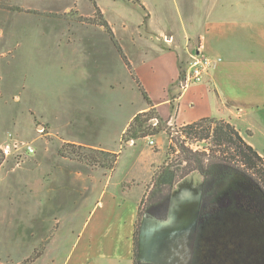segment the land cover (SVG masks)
<instances>
[{
	"label": "rangeland",
	"instance_id": "1",
	"mask_svg": "<svg viewBox=\"0 0 264 264\" xmlns=\"http://www.w3.org/2000/svg\"><path fill=\"white\" fill-rule=\"evenodd\" d=\"M95 1L101 14L92 0H0V145L35 147L34 154L5 157L0 166V264H52L51 256L60 262L73 248L93 206V172L101 166L63 156L62 146L110 139L148 111L141 110L149 105L133 63L139 65L158 42L149 33L150 11L169 15L181 30L187 2L202 0ZM192 46L191 55L186 46L177 48L186 72L196 53ZM173 105H162V112L175 114ZM188 113L183 109L181 120ZM169 131L149 139L159 136L166 154L161 165L171 166L180 180L188 167L184 149L209 153L211 143L184 125H169ZM121 142H128L123 135ZM186 177L176 184L172 203L184 213L197 205L194 185L202 175L194 170ZM149 197L148 190L138 208V230Z\"/></svg>",
	"mask_w": 264,
	"mask_h": 264
},
{
	"label": "crops",
	"instance_id": "2",
	"mask_svg": "<svg viewBox=\"0 0 264 264\" xmlns=\"http://www.w3.org/2000/svg\"><path fill=\"white\" fill-rule=\"evenodd\" d=\"M181 18L180 30L169 15L157 17L150 11L149 33L158 42L154 50L143 53L139 65L133 63L159 116L170 126L204 117L224 119L264 156V0L188 1ZM164 37L168 43L161 42ZM176 40L179 44L173 45ZM182 46L189 55L192 46L201 55L221 60L202 82L178 83L177 48ZM173 90L178 91L175 114H165L161 106L172 104ZM181 104L189 112L184 120L180 118ZM127 126L110 139L71 141L117 153L118 158L113 169L101 167L93 172V206L73 248L60 262L56 255L51 256L55 259L52 264H134L138 208L153 186L154 169L165 161L166 154L159 136L154 147L149 145V137L132 139L124 147L121 141ZM202 180L194 187L199 188Z\"/></svg>",
	"mask_w": 264,
	"mask_h": 264
},
{
	"label": "trees",
	"instance_id": "3",
	"mask_svg": "<svg viewBox=\"0 0 264 264\" xmlns=\"http://www.w3.org/2000/svg\"><path fill=\"white\" fill-rule=\"evenodd\" d=\"M92 1L96 13L101 14L96 1ZM104 24L108 25L107 21ZM116 46L129 65L118 42ZM179 68L182 83L186 71L181 65ZM136 80L150 108L134 116L123 139L130 141L170 132L168 122L159 116L138 77ZM170 98L174 106L175 96ZM153 118L159 119L157 125L151 123ZM184 127L188 134L211 143L209 153L184 149L188 167L182 179L194 170L203 179L198 218L204 231L194 264H264V156L224 119L204 117ZM61 154L106 169H113L118 158L117 153L73 143L64 144ZM4 158L0 151V166ZM171 168L164 163L154 172L143 216L163 219L168 215L175 186L182 180ZM139 232L136 229L134 264H142L138 258Z\"/></svg>",
	"mask_w": 264,
	"mask_h": 264
},
{
	"label": "water",
	"instance_id": "4",
	"mask_svg": "<svg viewBox=\"0 0 264 264\" xmlns=\"http://www.w3.org/2000/svg\"><path fill=\"white\" fill-rule=\"evenodd\" d=\"M197 205L184 211L179 205L177 214L173 196L169 213L165 218H144L139 232L138 257L142 264H193L192 234L198 226V210L201 186L195 188ZM198 197V198H197ZM184 202V196L182 198Z\"/></svg>",
	"mask_w": 264,
	"mask_h": 264
},
{
	"label": "built area",
	"instance_id": "5",
	"mask_svg": "<svg viewBox=\"0 0 264 264\" xmlns=\"http://www.w3.org/2000/svg\"><path fill=\"white\" fill-rule=\"evenodd\" d=\"M221 59L213 58L209 56L201 55L199 52L192 55V61L190 63L189 69L186 72V82L199 83L202 82L208 71L216 65ZM153 125H157L159 122L158 118H153L150 120ZM134 142L130 140V143ZM149 145L154 146L155 141L149 139ZM0 151L5 157H10L17 155L18 157L25 153L26 155H32L35 152V147L30 143H20L14 141L13 143H5L0 145Z\"/></svg>",
	"mask_w": 264,
	"mask_h": 264
},
{
	"label": "flooded vegetation",
	"instance_id": "6",
	"mask_svg": "<svg viewBox=\"0 0 264 264\" xmlns=\"http://www.w3.org/2000/svg\"><path fill=\"white\" fill-rule=\"evenodd\" d=\"M144 217L145 218H150V219H154L155 218V217H151V216H144ZM203 231H204V228H203V226H201V224L199 222V218H198V226L196 228V231L192 234L193 240L191 242L192 248L194 250V259H195V256H196V252L198 253L199 249H201V246H202V237H203L202 232ZM138 249H139V239H138ZM193 264H194V261H193Z\"/></svg>",
	"mask_w": 264,
	"mask_h": 264
}]
</instances>
